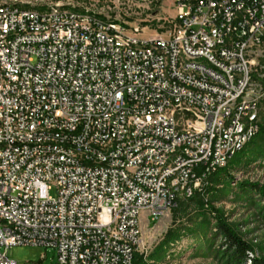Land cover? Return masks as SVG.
Returning a JSON list of instances; mask_svg holds the SVG:
<instances>
[{"label": "built area", "instance_id": "built-area-1", "mask_svg": "<svg viewBox=\"0 0 264 264\" xmlns=\"http://www.w3.org/2000/svg\"><path fill=\"white\" fill-rule=\"evenodd\" d=\"M175 3L152 37L0 3V250L132 264L140 214L159 220L258 135L264 0Z\"/></svg>", "mask_w": 264, "mask_h": 264}, {"label": "rangeland", "instance_id": "rangeland-1", "mask_svg": "<svg viewBox=\"0 0 264 264\" xmlns=\"http://www.w3.org/2000/svg\"><path fill=\"white\" fill-rule=\"evenodd\" d=\"M29 8L46 9L62 5L81 13L117 23L143 37L165 36L174 29L177 14L175 0H0ZM250 96L258 103L260 127L264 126V52L253 69ZM264 133H258L242 152L212 175L201 191L186 199L179 197L177 209L167 211L153 222L146 212L140 214L139 254L146 264H222L218 249L222 243L214 238L215 215L223 217L236 233L253 248L254 257L264 258V202L252 185L264 190ZM251 187L241 189V184ZM55 196V191L51 192ZM259 203V201H261ZM213 229V230H212ZM176 239L174 244L167 241ZM14 264H57L53 248L16 246L0 253Z\"/></svg>", "mask_w": 264, "mask_h": 264}, {"label": "trees", "instance_id": "trees-1", "mask_svg": "<svg viewBox=\"0 0 264 264\" xmlns=\"http://www.w3.org/2000/svg\"><path fill=\"white\" fill-rule=\"evenodd\" d=\"M264 133V126L260 127L259 133ZM245 152V150H244ZM261 158H264V148L261 151ZM241 189L244 187H251L248 183L241 184ZM252 189L257 191L264 202V190L260 187L259 184L252 185ZM179 198L176 201L175 207L172 210L177 209L181 204H179ZM259 201L260 202H262ZM261 219L264 220V205L261 212ZM213 226V235L214 238H220L222 240L221 245L218 249L219 260L222 264H264V258L262 257H254L252 253L254 252L252 246L245 241L242 237H240L233 227L227 223V221L219 216L215 215ZM177 240L171 239L166 242V244H174ZM132 264H146L144 254H139L137 251L134 254L133 263Z\"/></svg>", "mask_w": 264, "mask_h": 264}]
</instances>
